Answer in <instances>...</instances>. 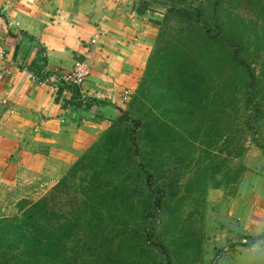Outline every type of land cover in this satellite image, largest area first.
<instances>
[{
  "label": "trees",
  "instance_id": "obj_1",
  "mask_svg": "<svg viewBox=\"0 0 264 264\" xmlns=\"http://www.w3.org/2000/svg\"><path fill=\"white\" fill-rule=\"evenodd\" d=\"M235 1L214 0L211 5L212 29H197L198 5L194 7L186 0L170 2V11L190 27L181 31L185 42L180 46L166 42L160 28L154 41L156 48L148 56L144 74L135 89L134 101L137 95L143 98L142 93L156 82L167 91L183 92L190 103L195 101V106L201 101L194 92L205 82L210 87L199 91L205 95L215 85L224 102L233 101L239 92L237 78L243 77L246 91H255L259 87L260 74L250 56L261 61L264 72V0H247L252 19L247 21L251 26L249 31H245L246 21L238 14L222 19L216 16L218 9L229 10ZM197 38L203 39L205 50L190 47ZM217 50L221 53L216 54ZM202 57L203 62L200 61ZM154 59L157 69L151 70L149 63ZM207 75L215 76V79L211 80ZM159 76L167 79L163 82ZM215 100L213 97L210 101L214 103ZM224 102L219 101L223 113L228 106L224 107ZM207 107V103L203 105V109ZM204 116L212 117V113ZM122 120L123 111L90 148L88 153L98 148L97 157L82 154L45 197L35 202L20 200L16 215L0 218V264H155L156 253H166V247L159 240V227L163 228L169 218V221L179 219L174 213L181 210L184 202L203 201L208 189L222 188L228 195L234 194L244 171V167L236 162L243 146L234 140L230 127L219 128L217 135L214 127H188L194 128L189 139L169 125V132L159 130L164 133L163 144L150 146L149 153L144 154L146 160H150L145 163L139 158L134 160L144 150L133 137L138 122L133 121L135 127L124 133L113 126ZM149 132L152 133L149 127L144 129L147 144L151 141ZM197 137L205 138L208 145L212 142L211 149L219 145L216 153L204 149L205 142H195ZM179 141L180 147H175L173 144ZM198 147H202V156L195 159ZM185 150L189 152L184 153ZM176 153L180 157L172 168L166 163L167 169L162 174L159 170L153 173L152 156L165 155L162 159L170 162L176 158ZM183 164L188 175L179 183ZM124 171H135L136 180L140 178L142 184L135 183L131 189L124 180ZM153 182H159V186L152 188ZM63 189L71 196L65 206L58 203L61 195L66 198Z\"/></svg>",
  "mask_w": 264,
  "mask_h": 264
},
{
  "label": "crops",
  "instance_id": "obj_2",
  "mask_svg": "<svg viewBox=\"0 0 264 264\" xmlns=\"http://www.w3.org/2000/svg\"><path fill=\"white\" fill-rule=\"evenodd\" d=\"M158 26L133 0H0V50L11 71L0 81L7 102L0 105V179L23 158L46 167L44 176L51 165L59 174L88 148L124 111L121 94L136 89ZM96 28L100 37L90 45ZM75 61L89 68L79 90L54 92L27 79L26 69L66 71ZM223 201L216 245L227 252L220 264H264V173H242Z\"/></svg>",
  "mask_w": 264,
  "mask_h": 264
},
{
  "label": "rangeland",
  "instance_id": "obj_3",
  "mask_svg": "<svg viewBox=\"0 0 264 264\" xmlns=\"http://www.w3.org/2000/svg\"><path fill=\"white\" fill-rule=\"evenodd\" d=\"M133 1L143 4L149 15H154V17L158 18L159 26L157 33H159L160 28H162L163 39L166 42L171 41L177 43L178 46L185 42V35L184 33H181V31L183 30L182 32H184L190 27L185 23L184 19L180 18L175 12L170 11V2L177 3L178 0ZM186 1L193 4L194 7L197 5L200 7L197 29L202 27L212 29L211 16L213 10L211 5H213L212 3L214 0ZM247 3V0H237L231 4V7L228 8L229 10L222 11L218 9L216 16L219 19H222L223 16L231 17L238 14L239 16H242L244 21H246L247 28L245 31H249L251 26L247 21H251L252 19L250 17L251 11L247 7ZM164 17H167V19L164 20ZM193 19H195V17H193ZM257 28L258 30L260 29V24L257 25ZM195 46L198 47L199 50H205L206 47L201 38H197V40H194V42L190 44V47ZM155 48L156 47L153 46L151 51ZM217 52L221 53L219 50L216 51V54ZM250 59L255 62L253 66L260 74L259 87L253 92L249 89L248 92L244 89L243 77L237 78L236 82L239 85V92L235 95L234 100L231 101L232 103L229 99L227 102L226 100L224 102V98H220L218 95L219 87H216L215 85H212L209 91L210 93H206L205 95L199 91L204 87H210V85H206V82L203 86L200 84L198 89L194 92V94L197 95V100L201 101L199 106L193 104L195 101L190 103V100L187 99L183 92H171L161 88L162 84L159 82H156L155 86L147 88L145 90L147 92L142 93L145 98H138L137 95L135 101L134 97L136 90H134L129 101L124 105L123 120L121 123L115 122L113 124V126L115 125L114 127L127 133L130 129L135 127L133 121L138 122L139 127L133 137L138 146L144 148V150L143 154L141 153L140 156L135 157L134 160L138 161L139 158L145 163L150 160H146L147 156L144 154L149 153V150L151 149L150 146H155L158 143L161 145L163 144L164 133L161 131L169 132V125L176 131H181L187 137L195 127H214L215 134L219 128L230 127L234 140H237V142L239 141L243 146L241 155L236 161L244 167L243 173L245 171L259 174L264 173V74L261 75L264 72L261 61H258L254 55L250 56ZM200 61L203 62V57L200 58ZM156 63L155 59L149 63L151 64V70H153V68L154 70L157 69ZM208 77L211 80L215 79V76ZM160 78L163 82L165 81L164 79H167V77ZM245 87H247V82H245ZM212 92L216 93L213 94ZM216 95L218 97H216ZM213 97L216 99L214 103L211 102ZM223 97L225 96L223 95ZM180 100H183V102H180ZM219 101L224 102V107L225 105H228L227 108H224L226 109L224 113L220 111L221 104L219 105ZM206 103L208 107L203 109V105ZM203 110L205 112H202ZM207 113H212V117L204 116L207 115ZM147 127L152 131V133L149 132L151 134V141L148 144L147 140L143 137L144 129ZM160 129L161 131H159ZM184 131H186V133ZM101 134L102 132L97 138H99ZM170 134L174 138V134ZM97 138L95 140L96 142L94 141L95 143L93 142L88 148H86L74 161L68 164L67 168L65 167L63 172H59V174L52 173L53 165H51L49 169L51 174L44 176L42 171H45L46 167H38L36 169V166H26V158H23L24 161L22 159L13 160V162L7 166L8 168L6 167L7 174L0 179V218L16 215L17 203L20 200L35 202L40 198L45 197L82 154H88L89 157H97L98 148L92 153H88L90 148L98 143ZM206 141L207 140L202 137H197L195 140V142H201L202 144L205 142L203 145L206 148L204 149L214 153L219 145H216L215 149H211L209 147H212V142L208 145ZM111 143L112 141L109 142V144ZM180 144L179 141L173 145L175 147H180ZM201 149L202 147H198V150L195 152V159L201 158ZM24 151L25 150H21V152ZM37 152L43 154V151L39 148L37 149ZM186 152H189V150L184 151V153ZM178 155L179 154L176 153V158H172L170 162H166L162 159L165 155L162 157H159L158 155L152 156L151 167L153 173L156 174L159 170V174H162V172L165 171L164 169H167L165 166L166 163H169V168H172L173 164L176 163L177 159L180 157ZM216 155L218 156V154ZM221 157H223V151L220 154V158ZM103 158L104 156L101 159ZM42 165H44V163ZM181 167L184 169L180 174L181 180L179 183H182L188 175V172L185 171V164ZM80 176L81 175L79 174V177ZM136 177L137 175L135 174V171H124V180L128 182L127 184L131 189L134 187L135 183L138 185L142 184V180L140 178H137L136 180ZM155 185L159 186V182H153L152 188ZM62 192L66 195V198L61 195L62 197L59 199L58 203L64 204L65 206L67 202L66 200H70L71 196L66 189H63ZM67 195H69L68 198ZM227 195L228 192L224 191L222 188L216 189V191L208 189L206 190L203 201L200 200L195 203L189 200L184 202L181 210L174 213V215L179 216V219L172 218L169 221V218L166 222L165 220H162L166 225L163 228L162 226L159 227V240L166 247V253L157 252L155 264H220L227 251L224 249L218 250L216 245V235L223 225V199ZM173 227L175 228L173 229ZM230 252H233V250Z\"/></svg>",
  "mask_w": 264,
  "mask_h": 264
},
{
  "label": "built area",
  "instance_id": "obj_4",
  "mask_svg": "<svg viewBox=\"0 0 264 264\" xmlns=\"http://www.w3.org/2000/svg\"><path fill=\"white\" fill-rule=\"evenodd\" d=\"M100 29L96 28L91 38L90 45H95L100 37ZM8 63L4 57V53L0 50V81L8 78L11 71L8 68ZM27 79L34 85L43 89L58 92L60 90L69 88L79 90L86 82L89 76V68L83 61H75L69 70L63 71L57 67H47L43 65L37 72L26 69ZM131 92L127 89L123 90L119 103L126 105L130 99ZM6 100H0V105L5 106ZM241 245H247L245 240L240 241ZM227 251V248H224Z\"/></svg>",
  "mask_w": 264,
  "mask_h": 264
}]
</instances>
